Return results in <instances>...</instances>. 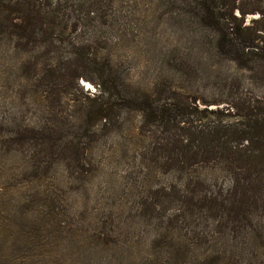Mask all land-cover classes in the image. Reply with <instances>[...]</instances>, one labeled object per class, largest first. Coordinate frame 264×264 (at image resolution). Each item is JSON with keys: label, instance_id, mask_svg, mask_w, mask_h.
<instances>
[{"label": "trees", "instance_id": "16d2710c", "mask_svg": "<svg viewBox=\"0 0 264 264\" xmlns=\"http://www.w3.org/2000/svg\"><path fill=\"white\" fill-rule=\"evenodd\" d=\"M162 24L172 74L147 92L124 54ZM247 87L264 0H0V264H264Z\"/></svg>", "mask_w": 264, "mask_h": 264}, {"label": "rangeland", "instance_id": "374dc122", "mask_svg": "<svg viewBox=\"0 0 264 264\" xmlns=\"http://www.w3.org/2000/svg\"><path fill=\"white\" fill-rule=\"evenodd\" d=\"M254 18L256 17H251L250 19H254ZM151 24L154 25V22H152ZM166 26L168 25L162 24L159 26L161 28L160 29L161 34L160 36L156 37L158 38V40L152 39L149 42H146L142 46L136 45L134 48L131 47L125 50L126 54L124 55L126 56V59L128 58L129 61L132 63L131 67L132 69H134V82L139 83V85H141L140 88L144 89L147 92L149 90L150 91L152 90L153 84L155 82L157 81L159 82L160 79H163L166 77L169 78L172 74L170 71L168 72L167 66L165 63L166 61L165 56L168 50L174 46V45L173 46L170 45V43L168 42V36L166 35L167 30H165ZM150 28L152 27L150 26ZM190 63L194 64L195 66L201 67V64L198 60H197L198 64L193 61H190ZM215 81L216 79L211 78L208 83H205L204 86H201L199 88L198 94L208 97L207 99H210V100L213 99V97H215V95L219 93L213 87V84L215 83ZM81 83H82V86L84 87L83 91L85 95H90V93L94 94L97 91V89L92 84L80 82V84ZM197 89H198L197 86H195L191 89V91L189 89L187 94L193 96L195 94V90L196 92H198ZM239 97H241V99L252 98L258 102H261L264 100V92L256 91L250 87L249 88L247 87L240 93ZM198 107L200 109L204 108V106L199 105V104H198ZM215 108L216 107H210V109H215ZM224 119H225L224 121H230L227 118H224ZM136 121H138V118H136ZM237 121H245V120L240 119ZM126 135H128V133H126ZM129 136H130V133H129ZM118 140L119 138H115L114 143H116ZM121 169H122L121 167H117L115 171H121ZM100 179H102V181H105L108 179V177L101 176ZM106 182L111 184V182L108 180ZM99 200H101L100 197H99Z\"/></svg>", "mask_w": 264, "mask_h": 264}]
</instances>
